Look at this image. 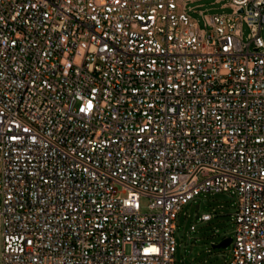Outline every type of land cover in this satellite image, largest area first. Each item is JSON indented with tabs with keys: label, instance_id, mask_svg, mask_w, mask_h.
<instances>
[{
	"label": "built area",
	"instance_id": "2783aa9c",
	"mask_svg": "<svg viewBox=\"0 0 264 264\" xmlns=\"http://www.w3.org/2000/svg\"><path fill=\"white\" fill-rule=\"evenodd\" d=\"M195 2L0 0V264H176L204 192L264 264V0Z\"/></svg>",
	"mask_w": 264,
	"mask_h": 264
},
{
	"label": "rangeland",
	"instance_id": "374dc122",
	"mask_svg": "<svg viewBox=\"0 0 264 264\" xmlns=\"http://www.w3.org/2000/svg\"><path fill=\"white\" fill-rule=\"evenodd\" d=\"M227 0H196L190 6L196 10L190 14L204 26L200 10L206 14L230 13V8L221 7ZM250 30L247 25L243 27L244 38L247 39ZM264 37V28L261 31ZM201 179H203L201 177ZM141 207L144 213L150 212V198L141 197ZM199 205V209L196 206ZM236 211V197L228 192H204L183 207L176 232L177 250L175 253L176 264H224L232 259L231 246L227 248H213L227 237L234 235V216ZM204 213L213 217L210 221H200ZM194 225L195 229L191 230Z\"/></svg>",
	"mask_w": 264,
	"mask_h": 264
},
{
	"label": "water",
	"instance_id": "95a60500",
	"mask_svg": "<svg viewBox=\"0 0 264 264\" xmlns=\"http://www.w3.org/2000/svg\"><path fill=\"white\" fill-rule=\"evenodd\" d=\"M196 209H199V205L196 206ZM232 242V238L231 237H227V238H224L223 240H221L219 243L217 244H213V248H227L228 246H230Z\"/></svg>",
	"mask_w": 264,
	"mask_h": 264
}]
</instances>
